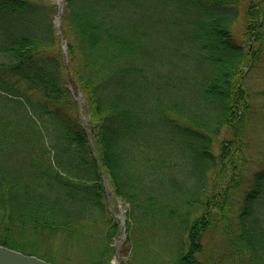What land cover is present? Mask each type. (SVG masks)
<instances>
[{
    "label": "trees",
    "instance_id": "16d2710c",
    "mask_svg": "<svg viewBox=\"0 0 264 264\" xmlns=\"http://www.w3.org/2000/svg\"><path fill=\"white\" fill-rule=\"evenodd\" d=\"M171 4L162 23L150 0H63L57 32L54 1L0 0L1 245L35 254L46 242L81 243L93 211L115 233L105 175L130 205L127 230L157 210L182 225L179 264H197L219 223L232 264H264V102L263 150L251 157L260 166L241 178L253 109L243 79L264 54V0ZM164 34L158 61L146 57ZM184 166L186 181L176 175Z\"/></svg>",
    "mask_w": 264,
    "mask_h": 264
},
{
    "label": "rangeland",
    "instance_id": "374dc122",
    "mask_svg": "<svg viewBox=\"0 0 264 264\" xmlns=\"http://www.w3.org/2000/svg\"><path fill=\"white\" fill-rule=\"evenodd\" d=\"M52 1L58 3V0ZM173 6L171 0H150L149 16H151L152 20L169 23L175 16V13L172 12ZM55 16L56 14L53 16V22L55 21ZM241 16L240 14L232 27L238 41L242 29ZM180 17L183 19V16L180 15ZM168 39V37H165V34L163 36L154 35L151 37L150 42L145 46L147 49L146 57L151 56L152 58L154 56L157 57L158 61L161 49L163 47L166 48L168 45ZM245 46L246 48H251V41L245 43ZM260 60V63L256 67L250 69L247 66L245 68L246 72L243 79V85L250 94V101L253 107L252 112L248 116V135H246L245 139V148L248 147L246 155L250 158L255 156L257 150L260 149V152L263 150L260 141L261 131H263L262 123L259 121L257 114L260 113L264 102V96L258 94L264 90V54ZM170 68L174 69L178 67ZM145 83V81H140V84ZM142 88L147 90L143 86ZM151 93L152 91H150ZM83 117L85 118V123H88L87 115L83 113ZM221 137H224V132H221L219 135V138ZM213 150L215 153L218 150L216 144ZM179 164L180 162L177 161L176 165ZM173 166L175 165L173 164ZM259 166L260 164L254 161V158H251L246 164L244 171L241 172V178H250L254 170ZM176 175L178 178H183V181L190 179V177H187V166L180 169ZM214 181L215 171L211 170L207 176V185H212ZM103 185L108 208L118 225L115 233L109 231L108 222L100 220L98 211H93L91 218L96 220H91L86 225V241H82L81 243L75 241L72 244L68 243V245L64 243L59 244V242L55 241L46 242L42 245H36L37 248L34 253L56 264H179L178 256L180 255V250L186 249L182 225L170 219L166 220V216H162L161 211L159 213V210H157L155 218L142 216L135 218V213H133L134 218L131 219L130 229L127 230L126 221L129 217V203L124 198L119 199L115 197L114 193L113 196H108L109 190L113 191V189L106 187L110 186V183L105 175H103ZM234 198L233 207H237L241 199L238 194ZM184 211L185 209L183 208ZM200 211H198L199 214ZM160 218H163L162 221H160ZM221 225L223 223H219L217 228L210 229L203 235L201 239L202 249L194 255L197 259V264H232L228 254L231 246ZM107 235L111 236L108 237ZM104 248H107V251L103 255H98Z\"/></svg>",
    "mask_w": 264,
    "mask_h": 264
},
{
    "label": "water",
    "instance_id": "95a60500",
    "mask_svg": "<svg viewBox=\"0 0 264 264\" xmlns=\"http://www.w3.org/2000/svg\"><path fill=\"white\" fill-rule=\"evenodd\" d=\"M59 10L56 16L54 24L58 27L60 23V14L62 8L61 0H58ZM82 98V94H79V100ZM110 189L109 187H107ZM110 192V191H109ZM108 195H112V193H108ZM0 264H56L45 259H42L33 254H26L19 250L7 247L5 245L0 244Z\"/></svg>",
    "mask_w": 264,
    "mask_h": 264
}]
</instances>
